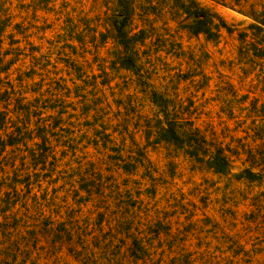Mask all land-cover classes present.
Listing matches in <instances>:
<instances>
[{
    "label": "rangeland",
    "instance_id": "1",
    "mask_svg": "<svg viewBox=\"0 0 264 264\" xmlns=\"http://www.w3.org/2000/svg\"><path fill=\"white\" fill-rule=\"evenodd\" d=\"M196 1L225 20L218 40L181 28L174 0H131L132 70L117 0H0L18 55L0 92L33 68L81 95L56 161L0 182V264H264V0ZM165 119L182 142L157 139ZM195 129L228 173L185 153Z\"/></svg>",
    "mask_w": 264,
    "mask_h": 264
},
{
    "label": "trees",
    "instance_id": "2",
    "mask_svg": "<svg viewBox=\"0 0 264 264\" xmlns=\"http://www.w3.org/2000/svg\"><path fill=\"white\" fill-rule=\"evenodd\" d=\"M174 4L183 14L179 20L181 28L193 35L203 34L206 39L216 41L222 29L229 31L225 20L220 15L200 6L196 0H174ZM116 8L112 14L111 23L114 39L122 47V53L118 58L119 63L122 68L136 70L138 58L134 47L138 41L142 40V31L132 32L130 28L134 5L131 0H117ZM189 19L190 21L186 22ZM3 23V20H0V74H7L18 60V55L11 53V48L9 50L2 48L1 33L6 27ZM259 23L264 26V15ZM8 55L11 56L7 59ZM31 69L27 74L23 72V76L20 75L17 79L18 86L8 80L1 83L0 182L3 184L24 183L25 178L20 177L28 174L26 159L31 160L32 169L42 164L44 166L49 156L56 161L54 150L60 145L61 125L67 117H74L79 103L78 98H81L78 91L80 86L75 82L73 86H70L64 78H48ZM36 75L39 76L38 81H34ZM25 79L32 81L28 87L23 85ZM152 96L153 101L156 102V93L152 92ZM175 125L173 120H159L158 126L155 127L157 139L182 142L183 138L180 137ZM190 135L194 137L193 144L185 150V153L195 157L197 161L214 172L225 174L230 171V160L224 149L217 147L209 150L204 147L205 141L198 135L197 129ZM26 147H28L27 152L23 150ZM244 171L246 177L252 175L251 171Z\"/></svg>",
    "mask_w": 264,
    "mask_h": 264
}]
</instances>
